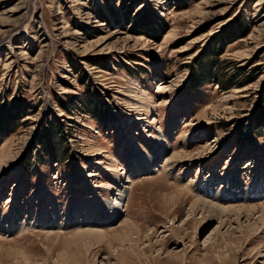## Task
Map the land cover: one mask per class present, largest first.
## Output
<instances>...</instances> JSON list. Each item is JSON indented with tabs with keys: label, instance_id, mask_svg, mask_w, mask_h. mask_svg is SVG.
Segmentation results:
<instances>
[{
	"label": "rangeland",
	"instance_id": "374dc122",
	"mask_svg": "<svg viewBox=\"0 0 264 264\" xmlns=\"http://www.w3.org/2000/svg\"><path fill=\"white\" fill-rule=\"evenodd\" d=\"M263 204L264 0H0V264H264Z\"/></svg>",
	"mask_w": 264,
	"mask_h": 264
},
{
	"label": "bare ground",
	"instance_id": "6f19581e",
	"mask_svg": "<svg viewBox=\"0 0 264 264\" xmlns=\"http://www.w3.org/2000/svg\"><path fill=\"white\" fill-rule=\"evenodd\" d=\"M150 138H151V136H150ZM158 139H159V136H158ZM158 139H155V140L153 139V141L155 143H157ZM152 150H153V153L156 155V159H159L160 158L159 155H162V154L156 150V147L154 145L152 146ZM182 156H183V153H176V154L172 155L170 158H168L167 162H169V164L170 163L172 164L174 162H181V160L183 158ZM149 157H150V154L147 155L146 153L142 152L141 154H138L136 156L132 155L131 158L134 160V162H136L139 165L142 158L144 160V159H147ZM155 167L156 166H153V167L140 166V168H137V169L134 168L133 175L138 176L141 173L148 174V173L154 172V171L158 170V168H155ZM148 171H151V172H148ZM128 182H130V180H127V183ZM119 187L120 188L118 190V193L116 194V200L104 201V203L108 206V209H110V210L104 211L105 215L103 214V217L101 219L97 220L102 225H104V224H110L111 225L112 223H114L115 220H117L122 215V212H123L122 207H123L124 199H125V196L127 193L126 188H128V187H125V190L123 189L121 184ZM198 187L202 191L203 195L205 194L209 197H212V199L216 194V192L212 189L207 190L209 186L206 187L202 184L201 185L199 184ZM186 188L189 191L190 188L189 187H186ZM176 189H177L176 190L177 193L172 194L173 197L175 196L174 198H172L173 201L176 200L177 196H179L183 192L182 188L176 187ZM233 194H235L236 197H238V198H241L242 196L247 195V193L242 189L241 185L239 184L237 177H235L232 180V188H231V190L227 191V195H229L227 197H231ZM261 208H262V213L260 214V217L258 220L261 224L264 225V204L262 205ZM191 209H194V211L205 212V213H208L209 215H213L215 217L217 216L219 219H221V223H225L226 221L224 222V220H223L224 218L227 220L228 217H230L231 215L232 216L236 215L238 218H240V216H241V214H243L244 210L249 209V210H253L256 212V210L258 208L257 207H249V208H247V207H229V208H225V207L217 206L216 204L212 203V201L211 202L208 200L204 201L202 199L195 198ZM41 214H42V217L46 216L45 212L44 213L42 212ZM16 217H18V219H19V216H17L15 214L12 216V218L10 220H8V223L6 225L1 226L0 227V233H10L11 231H18L20 228L17 226L18 225L17 224L18 219H16ZM40 218H41V216H40ZM77 220H79V219H77ZM121 224H122L121 227L124 229L123 235H125L127 237V240L129 239V237L132 236V234H135V233L138 234L139 233V230L134 226V224L130 223L129 220L123 221V223H121ZM40 227H42V226H40ZM48 227L49 228H52V227L53 228L54 227L55 228H62V227H64V225L62 223H59V221H56V219L54 217L49 216ZM76 235L78 237L79 236H84V237L87 236L90 239H93V240L97 239L98 240V237L100 235H102V232L83 231V232H78ZM88 235H90V236H88ZM85 245H87V244H85Z\"/></svg>",
	"mask_w": 264,
	"mask_h": 264
},
{
	"label": "water",
	"instance_id": "95a60500",
	"mask_svg": "<svg viewBox=\"0 0 264 264\" xmlns=\"http://www.w3.org/2000/svg\"><path fill=\"white\" fill-rule=\"evenodd\" d=\"M141 174H145V173H141Z\"/></svg>",
	"mask_w": 264,
	"mask_h": 264
}]
</instances>
